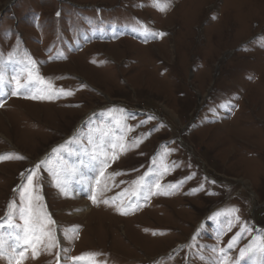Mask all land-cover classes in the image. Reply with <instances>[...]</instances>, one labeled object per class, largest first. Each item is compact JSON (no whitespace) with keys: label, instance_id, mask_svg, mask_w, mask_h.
Here are the masks:
<instances>
[{"label":"rangeland","instance_id":"1","mask_svg":"<svg viewBox=\"0 0 264 264\" xmlns=\"http://www.w3.org/2000/svg\"><path fill=\"white\" fill-rule=\"evenodd\" d=\"M161 2L0 0V264H264V0Z\"/></svg>","mask_w":264,"mask_h":264},{"label":"snow or ice","instance_id":"2","mask_svg":"<svg viewBox=\"0 0 264 264\" xmlns=\"http://www.w3.org/2000/svg\"><path fill=\"white\" fill-rule=\"evenodd\" d=\"M154 7L158 8L160 11H165L168 4L167 3H162L161 0H154ZM147 31V29H145ZM160 35H163L162 33ZM70 94V93H69ZM22 158V157H21ZM92 159H96V157H93ZM101 163L106 164L107 163V158H105V160L101 161ZM40 165L37 164L36 167L38 168ZM101 175H103V172H101ZM33 184V180H32V176L30 175L28 178V185L31 186ZM157 187H159V185H157ZM91 199H93V202L95 203V197H90ZM35 199H39V197H36ZM106 202V201H105ZM236 211V210H233ZM29 215L27 217H25V224L27 226H29V232H31L32 234V238L35 239L36 238V233L40 232L41 235L45 234L44 233V229H45V224L43 223V218L39 215L36 216L35 221H33V213L31 210V205L29 206L28 209ZM50 222V221H49ZM236 242V237H233V240L229 243V248H231L233 246V244ZM220 254L221 257L224 256L225 254V250L221 249L220 250ZM89 256H95L97 254H88ZM241 255H243V253H241ZM23 251H20V259L17 260L16 264H22V260H23ZM74 260H79L82 259V257H76L73 258ZM214 264H221L220 261H216L214 262ZM223 264H227V261H223Z\"/></svg>","mask_w":264,"mask_h":264},{"label":"bare ground","instance_id":"3","mask_svg":"<svg viewBox=\"0 0 264 264\" xmlns=\"http://www.w3.org/2000/svg\"><path fill=\"white\" fill-rule=\"evenodd\" d=\"M30 104H32V103H30ZM79 188H78V190L80 191V193H81V195H83V194H87V193H89V191H91L90 190V188L88 187V186H86V184H84V183H82V184H80L79 186H78ZM78 196V195H77ZM83 208V207H82ZM83 210V209H82ZM91 210V209H90ZM84 212V211H83ZM89 212H91V211H89ZM79 215V214H78ZM87 215V214H86ZM83 216V215H82Z\"/></svg>","mask_w":264,"mask_h":264}]
</instances>
